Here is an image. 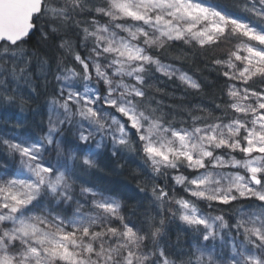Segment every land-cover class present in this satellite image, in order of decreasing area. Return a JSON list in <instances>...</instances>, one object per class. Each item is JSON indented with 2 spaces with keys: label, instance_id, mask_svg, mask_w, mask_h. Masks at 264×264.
Instances as JSON below:
<instances>
[{
  "label": "snow or ice",
  "instance_id": "snow-or-ice-1",
  "mask_svg": "<svg viewBox=\"0 0 264 264\" xmlns=\"http://www.w3.org/2000/svg\"><path fill=\"white\" fill-rule=\"evenodd\" d=\"M43 18L80 39L57 45L39 134L0 127V264H264V0H0V113L29 110L20 80L39 95ZM157 73L211 106L166 108ZM107 150L135 205L82 179Z\"/></svg>",
  "mask_w": 264,
  "mask_h": 264
},
{
  "label": "trees",
  "instance_id": "trees-1",
  "mask_svg": "<svg viewBox=\"0 0 264 264\" xmlns=\"http://www.w3.org/2000/svg\"><path fill=\"white\" fill-rule=\"evenodd\" d=\"M219 2L230 5L231 0H219ZM46 22L47 20L37 22L35 31L31 36H29V38H27V44L25 45L26 49L30 53L28 57L30 63L26 69V77L30 79L32 88L39 90V95L33 93L24 80H20V92L26 97L28 95H32L34 97L33 102L30 104L29 110L21 113L19 108L8 107L2 113H0V127L11 129L15 123L23 120V131L33 136H37L38 134V127L35 122V104L38 103L36 97L38 96V98H45V96L50 93L51 85L56 83L54 80L55 71L53 67L56 66L57 59L64 55L63 51L59 49L57 45L59 44L61 38L71 39L77 42L80 39V37L77 35L78 30L75 28L67 31L62 30L60 33L45 36L42 33H50L52 27V25ZM79 50L81 52H85V49L83 48H80ZM41 61H47V63L43 64L44 69L36 68L35 74V64L42 65ZM167 62L173 61L169 60ZM177 66H179V64ZM21 67H23V65H21ZM189 67H191V65L186 64L185 70H188ZM199 67L202 69V72L197 74L198 77H207L209 82L218 80L217 73L211 70L210 65L208 68H205L204 64L201 63L199 64ZM49 69L50 72L48 73ZM156 75L161 82L160 86L163 87L167 93H172L171 96L161 94L157 97L163 101L166 108L169 105L180 103L189 106L196 104H201L208 107L211 106V100L208 98V96L199 95L195 92L186 93L183 86L180 85L178 81H175L174 83L173 81L166 80L159 74ZM219 82L222 83V81ZM205 92L210 94V90L208 88H205ZM216 102L218 103L219 100ZM4 120L8 121L6 125L2 123ZM110 152V150L105 152L104 157L100 160V166L104 169V171H94L90 175L85 174L83 177H85L86 182L99 183L100 185L105 186L112 191L119 192L120 195L126 196L124 200H126L129 205H135L136 202L144 196V193L140 192L137 188V180L133 178V175L130 174L129 170L126 169L123 172L113 171L114 165L111 159V154H109ZM129 163L131 164L132 168L142 166V161L135 157L131 158ZM160 182L162 183L163 179ZM131 211L132 209L129 208V213H131ZM133 219L136 218L133 217Z\"/></svg>",
  "mask_w": 264,
  "mask_h": 264
},
{
  "label": "rangeland",
  "instance_id": "rangeland-1",
  "mask_svg": "<svg viewBox=\"0 0 264 264\" xmlns=\"http://www.w3.org/2000/svg\"><path fill=\"white\" fill-rule=\"evenodd\" d=\"M42 20H47V18H43L40 21H42ZM46 23H48V22H46ZM90 30H92V29H90ZM35 65H36V67H35V74H36V68H38V69H44L43 65H39V64H35ZM53 68H54V71L56 72V66H54ZM49 72H50V69H49L48 73ZM55 72H54V74H55ZM36 98H37V102L38 103L35 104V122L37 124V127H38L37 128V131H38V134H39V130L43 126L41 124V120L43 119L45 123H46V120H47V104H46L45 98H38V96ZM82 179L85 180V177H82ZM120 196H121V198L123 200L126 197V196H123V195H120ZM177 230H178V227H177L176 224L170 225V243L173 246H176L178 243L179 244H184L185 247H186V242L189 239L188 235L187 234H183L182 237H181V240L179 242H177V239H176ZM219 250L220 249L217 248V251H219Z\"/></svg>",
  "mask_w": 264,
  "mask_h": 264
},
{
  "label": "clouds",
  "instance_id": "clouds-1",
  "mask_svg": "<svg viewBox=\"0 0 264 264\" xmlns=\"http://www.w3.org/2000/svg\"><path fill=\"white\" fill-rule=\"evenodd\" d=\"M56 26L59 27V24H57ZM130 159H131V157H130ZM113 165L115 166V161H113ZM99 168H101V166H100V161L98 162V169H99ZM97 171H99V170H97ZM92 172H93V171H89L87 174L90 175Z\"/></svg>",
  "mask_w": 264,
  "mask_h": 264
},
{
  "label": "bare ground",
  "instance_id": "bare-ground-1",
  "mask_svg": "<svg viewBox=\"0 0 264 264\" xmlns=\"http://www.w3.org/2000/svg\"><path fill=\"white\" fill-rule=\"evenodd\" d=\"M174 83H175V81H173ZM109 151V150H108ZM108 151H105V152H108ZM109 154H111V152L109 153Z\"/></svg>",
  "mask_w": 264,
  "mask_h": 264
},
{
  "label": "water",
  "instance_id": "water-1",
  "mask_svg": "<svg viewBox=\"0 0 264 264\" xmlns=\"http://www.w3.org/2000/svg\"><path fill=\"white\" fill-rule=\"evenodd\" d=\"M34 31H35V30H34ZM34 31H33V32H34ZM33 32H32V33H33ZM32 33H30V36L32 35Z\"/></svg>",
  "mask_w": 264,
  "mask_h": 264
}]
</instances>
